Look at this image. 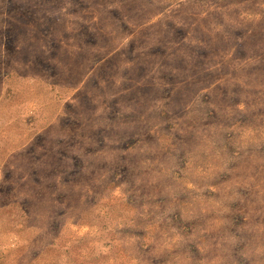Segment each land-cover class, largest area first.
<instances>
[{
	"label": "rangeland",
	"instance_id": "rangeland-1",
	"mask_svg": "<svg viewBox=\"0 0 264 264\" xmlns=\"http://www.w3.org/2000/svg\"><path fill=\"white\" fill-rule=\"evenodd\" d=\"M0 264H264V0H0Z\"/></svg>",
	"mask_w": 264,
	"mask_h": 264
}]
</instances>
